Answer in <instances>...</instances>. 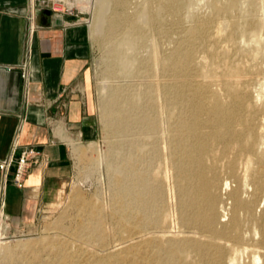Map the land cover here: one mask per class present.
Segmentation results:
<instances>
[{
    "label": "bare ground",
    "instance_id": "obj_1",
    "mask_svg": "<svg viewBox=\"0 0 264 264\" xmlns=\"http://www.w3.org/2000/svg\"><path fill=\"white\" fill-rule=\"evenodd\" d=\"M96 5L109 203L125 237L107 242L104 208L87 203L78 237L113 252L81 261L61 240L41 264H264V0Z\"/></svg>",
    "mask_w": 264,
    "mask_h": 264
},
{
    "label": "crops",
    "instance_id": "obj_2",
    "mask_svg": "<svg viewBox=\"0 0 264 264\" xmlns=\"http://www.w3.org/2000/svg\"><path fill=\"white\" fill-rule=\"evenodd\" d=\"M91 59L90 29L76 11L0 0V162L28 146L39 151L22 188L13 183L15 163L6 184L0 170V211L13 233L63 195L74 142L97 139Z\"/></svg>",
    "mask_w": 264,
    "mask_h": 264
},
{
    "label": "rangeland",
    "instance_id": "obj_3",
    "mask_svg": "<svg viewBox=\"0 0 264 264\" xmlns=\"http://www.w3.org/2000/svg\"><path fill=\"white\" fill-rule=\"evenodd\" d=\"M60 1L56 3V7L62 10L72 8L84 19L90 29L92 44L91 93L94 102L95 121L98 126V136L95 141L87 143L74 142L75 144L71 146L73 171L70 181L63 195L48 205L36 221L15 233L11 232L7 223L3 221L0 226L2 247L11 246L17 251L13 250V254H7L2 249L0 251V264H29V262L30 264H41L45 260H51L55 257V253L59 252L57 250H59L61 242L68 253H71L75 259L81 261L91 255V257L95 258L97 255L101 256L113 252L115 243L108 246V250H105L101 247L102 243L97 240H87L78 237L76 224L82 219V215L85 214L83 210L89 203H98L104 208L107 216L104 228L107 242H114L125 237L122 229L118 227L119 223L117 220L111 217L110 210L113 185L110 179L111 172L107 165L106 155L111 138L109 130L102 121L100 108L101 86L105 81V65L109 58L103 41L105 36H94L91 32L94 19L99 13V6H97L98 4L96 5L98 0H89L88 3L81 0ZM52 239H55L57 243L51 246L48 241H52ZM23 243L25 246H22ZM49 246L51 247L50 249ZM10 254L12 256H9ZM11 257L13 258L12 261L9 259ZM17 257L20 258L18 259Z\"/></svg>",
    "mask_w": 264,
    "mask_h": 264
},
{
    "label": "built area",
    "instance_id": "obj_4",
    "mask_svg": "<svg viewBox=\"0 0 264 264\" xmlns=\"http://www.w3.org/2000/svg\"><path fill=\"white\" fill-rule=\"evenodd\" d=\"M58 8V7H56ZM67 10H73L72 8H68ZM23 76L26 78L27 73L25 72ZM39 158V151H37L34 147L28 146L25 147L17 160L13 158V156H9L8 158L2 160L0 162V170L2 172V181L4 184L8 181V175L10 170L15 163V170L13 174V183L17 187H24L25 184V177L27 172L30 170V167L38 162ZM3 221L7 223V218L3 215L0 211V226L2 225Z\"/></svg>",
    "mask_w": 264,
    "mask_h": 264
}]
</instances>
